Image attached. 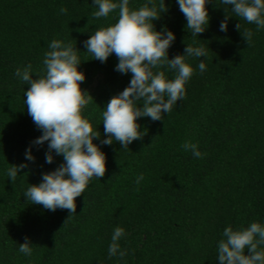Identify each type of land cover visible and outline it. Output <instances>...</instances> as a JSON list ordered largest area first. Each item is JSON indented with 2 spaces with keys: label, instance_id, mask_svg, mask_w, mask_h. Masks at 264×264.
Segmentation results:
<instances>
[{
  "label": "trees",
  "instance_id": "1",
  "mask_svg": "<svg viewBox=\"0 0 264 264\" xmlns=\"http://www.w3.org/2000/svg\"><path fill=\"white\" fill-rule=\"evenodd\" d=\"M146 2L130 0V7ZM165 4L168 11L154 24L175 34L169 59L183 55L186 44L204 46L207 58L186 57L194 73L185 98L160 121L138 118L146 134L128 149L119 142L100 144L106 138L101 113L131 74L115 70L114 54L101 63L84 45L96 30L117 22L118 10L93 18V0H0V264H219L217 245L226 227L264 225V29L212 0L208 27L192 37L176 0ZM224 9L232 16L226 32L219 28ZM237 23L252 31L250 45ZM53 39L78 49L86 76L81 87L94 98L83 115L100 131L94 143L106 154L105 176L90 181L69 219L67 210L52 212L24 197L43 173L63 163L54 152L53 163H46L47 142L32 143L42 133L27 114L28 85L14 75L29 64L34 78L43 74ZM159 70L174 79V71ZM186 141L198 144L203 158L185 151ZM30 146L34 162L25 157ZM21 163L28 167L12 183L7 169ZM116 227L125 230L119 241L128 251L123 259L108 255ZM25 237L32 243L30 256L18 250Z\"/></svg>",
  "mask_w": 264,
  "mask_h": 264
},
{
  "label": "clouds",
  "instance_id": "2",
  "mask_svg": "<svg viewBox=\"0 0 264 264\" xmlns=\"http://www.w3.org/2000/svg\"><path fill=\"white\" fill-rule=\"evenodd\" d=\"M179 10L185 17L186 29L192 37L202 34L209 25L210 16L207 5L212 0H176ZM223 5L231 6L234 16L248 24L256 25L257 31L264 29V0H220ZM216 3V0H215ZM98 10L93 18H107L118 10L117 22L101 27L84 41L86 51L93 59L105 63L113 54L118 60L115 70L121 74H131L127 87L114 95L103 107L101 113L105 139L94 130L83 110L94 98L81 85L85 74L79 70L81 60L78 49L72 43L53 39L49 50L44 54L43 74L33 77L32 65L16 69L14 75L28 85L25 92V105L28 116L41 131L32 143L43 145L47 142L46 163H53V152L63 157L55 170L42 174L39 184H31L24 197L31 204L41 205L55 212L67 210L76 213V200L85 193L93 178L101 180L106 174V154L94 140L100 139L101 145L119 142L122 148L146 134L141 131L138 118L148 117L152 121L164 119L173 106L185 98V85L194 73L186 57H206L204 46L186 44L183 55L169 59L168 50L175 41V34L166 27L160 31L154 21L161 19L168 11L165 0H147L139 8L130 7V0H93ZM225 10V19L220 23V31L226 32L228 20L232 16ZM66 14L67 9L61 8ZM247 45L251 44L252 31L241 23L235 25ZM195 43V41H194ZM205 60L198 64L200 72L206 70ZM174 71V79H168L164 71ZM156 69L157 71H154ZM142 105V106H140ZM190 151L194 158H203L198 144L185 142L181 145ZM129 149V148H128ZM26 160L35 161L31 146L26 150ZM28 164L11 165L7 176L12 183ZM143 174L136 178L139 184ZM66 219V221H67ZM65 221V223H66ZM125 230L116 227L108 248L109 258L119 255L121 259L128 254L121 249L120 239ZM223 238L217 245L219 264H264V225L252 222L247 227L234 230L231 226L223 231ZM32 243L25 237L19 244V252L30 256Z\"/></svg>",
  "mask_w": 264,
  "mask_h": 264
}]
</instances>
